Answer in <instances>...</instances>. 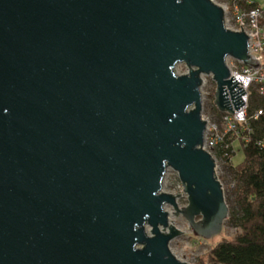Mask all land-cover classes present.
<instances>
[{
    "label": "water",
    "instance_id": "95a60500",
    "mask_svg": "<svg viewBox=\"0 0 264 264\" xmlns=\"http://www.w3.org/2000/svg\"><path fill=\"white\" fill-rule=\"evenodd\" d=\"M247 42L212 0H0V264H191L164 205L223 230L201 87L239 109L226 57L258 68Z\"/></svg>",
    "mask_w": 264,
    "mask_h": 264
},
{
    "label": "trees",
    "instance_id": "16d2710c",
    "mask_svg": "<svg viewBox=\"0 0 264 264\" xmlns=\"http://www.w3.org/2000/svg\"><path fill=\"white\" fill-rule=\"evenodd\" d=\"M209 109L219 114L209 100ZM262 105L263 113L256 119L253 111ZM249 125H240V133L230 138L231 148L219 153H227L224 161L227 190L225 201L228 204V218L225 222L236 229L231 239L212 245L203 257L201 264H264V100L252 89L248 106ZM242 150L243 159L234 164L232 155ZM230 182L233 186H229Z\"/></svg>",
    "mask_w": 264,
    "mask_h": 264
},
{
    "label": "built area",
    "instance_id": "2783aa9c",
    "mask_svg": "<svg viewBox=\"0 0 264 264\" xmlns=\"http://www.w3.org/2000/svg\"><path fill=\"white\" fill-rule=\"evenodd\" d=\"M212 1L224 11V22L228 29L234 32L242 31L248 35V54L254 55V59L259 63V67L255 68L252 65L244 64L241 59L227 56L226 65L229 68V73L238 81L234 90L241 86L245 91L244 94L240 95L244 104L233 111V113L228 111V109L219 110L216 106L219 114L204 113V106H202L201 114L203 119L206 120L202 148L207 150L214 159L216 177L218 181H221L224 192V189L228 186L226 181L223 180L225 175L224 161L228 156L226 152L220 154L219 151H227L231 148L229 139H234L238 136L240 125H243V127L244 125H249L247 122V110L251 90L254 89L264 100V4H256L251 0ZM205 76H209L210 82L216 85L211 75H203V84ZM262 110L261 105L253 111L252 117L254 119L258 118L263 113ZM260 144H264V137ZM231 183L229 184L230 187L233 186Z\"/></svg>",
    "mask_w": 264,
    "mask_h": 264
},
{
    "label": "rangeland",
    "instance_id": "374dc122",
    "mask_svg": "<svg viewBox=\"0 0 264 264\" xmlns=\"http://www.w3.org/2000/svg\"><path fill=\"white\" fill-rule=\"evenodd\" d=\"M175 70L178 74L186 73L188 71L184 63L177 64ZM205 82L201 87L202 91V102L204 103V113L211 114L212 111L209 109L210 102L214 97V88L215 84L211 83L209 76H205ZM242 150H235V153L232 155V162L234 164L241 162L243 159ZM165 175L162 181V191L171 193V194H181L177 198V206L183 207L187 203V194L183 192V186L180 182L178 172H176L171 167H168L165 171ZM226 185V183H225ZM226 191L224 195L226 196ZM165 209L168 211L170 221L172 224L180 229L183 233L176 235L175 238L171 239L169 243L170 251L178 257L180 260L191 263V264H201L200 257H203L212 245L222 242V240L231 239L236 234V229L233 226H229L226 222L223 224V230L220 234L211 237L210 239H204L200 236H197L190 228L188 221L181 214H174L173 206L165 204Z\"/></svg>",
    "mask_w": 264,
    "mask_h": 264
},
{
    "label": "crops",
    "instance_id": "0c3cea01",
    "mask_svg": "<svg viewBox=\"0 0 264 264\" xmlns=\"http://www.w3.org/2000/svg\"><path fill=\"white\" fill-rule=\"evenodd\" d=\"M254 3L258 4H264V0H251Z\"/></svg>",
    "mask_w": 264,
    "mask_h": 264
},
{
    "label": "bare ground",
    "instance_id": "6f19581e",
    "mask_svg": "<svg viewBox=\"0 0 264 264\" xmlns=\"http://www.w3.org/2000/svg\"><path fill=\"white\" fill-rule=\"evenodd\" d=\"M170 223H171V221H170Z\"/></svg>",
    "mask_w": 264,
    "mask_h": 264
},
{
    "label": "clouds",
    "instance_id": "9594fccd",
    "mask_svg": "<svg viewBox=\"0 0 264 264\" xmlns=\"http://www.w3.org/2000/svg\"><path fill=\"white\" fill-rule=\"evenodd\" d=\"M215 89V88H214Z\"/></svg>",
    "mask_w": 264,
    "mask_h": 264
}]
</instances>
